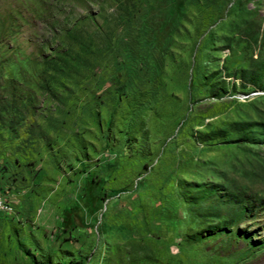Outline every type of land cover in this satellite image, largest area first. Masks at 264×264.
<instances>
[{
    "label": "rangeland",
    "instance_id": "374dc122",
    "mask_svg": "<svg viewBox=\"0 0 264 264\" xmlns=\"http://www.w3.org/2000/svg\"><path fill=\"white\" fill-rule=\"evenodd\" d=\"M0 197V264H264V0H0Z\"/></svg>",
    "mask_w": 264,
    "mask_h": 264
},
{
    "label": "trees",
    "instance_id": "16d2710c",
    "mask_svg": "<svg viewBox=\"0 0 264 264\" xmlns=\"http://www.w3.org/2000/svg\"><path fill=\"white\" fill-rule=\"evenodd\" d=\"M71 40H72V41H75L74 43H76V45H77L78 47H80V49L84 48V44H83L81 41H77L74 37H72ZM243 208H244V207H243ZM243 210H245V208H244ZM78 262H79V261H76L75 264H77Z\"/></svg>",
    "mask_w": 264,
    "mask_h": 264
},
{
    "label": "built area",
    "instance_id": "2783aa9c",
    "mask_svg": "<svg viewBox=\"0 0 264 264\" xmlns=\"http://www.w3.org/2000/svg\"><path fill=\"white\" fill-rule=\"evenodd\" d=\"M5 209H6L5 205H4V203H3V201H2V199L0 197V213L3 212Z\"/></svg>",
    "mask_w": 264,
    "mask_h": 264
}]
</instances>
